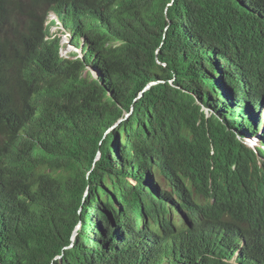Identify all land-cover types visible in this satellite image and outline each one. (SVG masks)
<instances>
[{
  "label": "trees",
  "instance_id": "1",
  "mask_svg": "<svg viewBox=\"0 0 264 264\" xmlns=\"http://www.w3.org/2000/svg\"><path fill=\"white\" fill-rule=\"evenodd\" d=\"M263 125L264 0H0V264H264Z\"/></svg>",
  "mask_w": 264,
  "mask_h": 264
},
{
  "label": "clouds",
  "instance_id": "2",
  "mask_svg": "<svg viewBox=\"0 0 264 264\" xmlns=\"http://www.w3.org/2000/svg\"><path fill=\"white\" fill-rule=\"evenodd\" d=\"M51 22H53V25L51 26V28L52 27H54L55 29H56V31L55 32H51V34H53V33H57V32H60L59 34H58V36L60 37V49H59V52H60V50H61V48H62V46L61 45H63L62 43H64V41H66V45H67V47L68 48H72V49H74L75 50V52H73V54H75L76 55V57L75 58H82V51H81V48H82V44L80 45V48H76V47H74V46H72L71 44H70V36H69V34L67 33V32H65L64 31V29L62 28V25H61V23H60V20L58 19V17L53 13V12H51V11H49L48 13H47V17H46V22H45V24H49V23H51ZM51 28H50V31H51ZM73 54H71V55H73ZM71 55L67 58H63V59H69V58H71ZM59 56H60V53H59ZM62 58V57H61ZM87 70L91 73L92 72V74L93 75H95L96 76V78H97V72L96 71H94V70H92L91 68H87ZM91 74V75H92ZM93 77V76H92ZM263 128H264V125H263ZM247 138H258V141H259V137L258 136H255V137H245L244 138V143L248 146V147H250V148H252V149H255V147L256 146H258V144L257 145H255V146H252V145H249L250 143L248 142V141H246V139ZM251 139V140H252ZM264 148V147H263Z\"/></svg>",
  "mask_w": 264,
  "mask_h": 264
},
{
  "label": "rangeland",
  "instance_id": "3",
  "mask_svg": "<svg viewBox=\"0 0 264 264\" xmlns=\"http://www.w3.org/2000/svg\"><path fill=\"white\" fill-rule=\"evenodd\" d=\"M56 31V29L54 28V27H52L51 28V32H55ZM62 46V48H61V50H60V57H62V58H68L71 54H73V52H67V46L66 45H61ZM205 113H207L208 114V110H206L205 109ZM125 117V116H124ZM263 130H264V128H263ZM252 139V138H251ZM250 138H247L246 139V141H248L250 144L249 145H252V146H255V145H260V142L258 141V138H253L252 140H251ZM263 163H264V161H263Z\"/></svg>",
  "mask_w": 264,
  "mask_h": 264
},
{
  "label": "water",
  "instance_id": "4",
  "mask_svg": "<svg viewBox=\"0 0 264 264\" xmlns=\"http://www.w3.org/2000/svg\"><path fill=\"white\" fill-rule=\"evenodd\" d=\"M91 74H92V72H91ZM92 76H93V78H96L95 75L92 74ZM155 84H157V83H155V82H154V83H148V84L145 86V88H144L143 91L147 90L149 87H151V86H153V85H155ZM139 97H140V94H139ZM128 115H129V114H126L125 117H127ZM121 120H122V119H121ZM119 122H120V120H119L114 126H116ZM114 126H113V127H114ZM78 229H79V226H77L76 229H75V231L73 232V235H72V238H71V242H73V239H74V237H75V235H76ZM70 247H71V245H69L68 247L64 248V249L61 251V253H60L56 258L59 259L60 256H61L65 251H67Z\"/></svg>",
  "mask_w": 264,
  "mask_h": 264
},
{
  "label": "bare ground",
  "instance_id": "5",
  "mask_svg": "<svg viewBox=\"0 0 264 264\" xmlns=\"http://www.w3.org/2000/svg\"><path fill=\"white\" fill-rule=\"evenodd\" d=\"M44 9V8H43ZM46 12V11H45ZM66 43V41H64V43H62L63 45H66L65 44ZM67 46V45H66ZM67 52H75V50L74 49H72V48H67Z\"/></svg>",
  "mask_w": 264,
  "mask_h": 264
}]
</instances>
